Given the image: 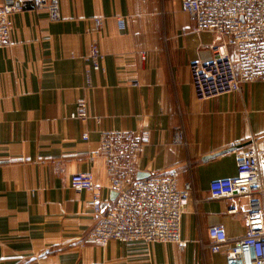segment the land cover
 Listing matches in <instances>:
<instances>
[{"label":"crops","instance_id":"0c3cea01","mask_svg":"<svg viewBox=\"0 0 264 264\" xmlns=\"http://www.w3.org/2000/svg\"><path fill=\"white\" fill-rule=\"evenodd\" d=\"M21 4L11 44L0 49V264L249 261L251 252L237 243L212 253L210 227L223 226L235 240L246 226L227 201L210 198V184L236 177L247 141L264 138V84L198 100L190 66L213 59L214 36L195 32L180 0H60L59 21L31 0ZM93 45L103 56L98 67L89 61ZM80 99L86 118L77 117ZM105 133L146 136L136 174L174 173L179 187L194 188L182 219L184 247L90 238L92 195L76 191L71 177L91 173L104 208L113 205L99 155Z\"/></svg>","mask_w":264,"mask_h":264},{"label":"built area","instance_id":"2783aa9c","mask_svg":"<svg viewBox=\"0 0 264 264\" xmlns=\"http://www.w3.org/2000/svg\"><path fill=\"white\" fill-rule=\"evenodd\" d=\"M182 11L196 22L195 32L214 36L209 46L210 62L191 64V84L200 101L241 93L248 84H264V0H180ZM34 10L45 12L51 21L61 20L60 0H31ZM21 0H0V49L11 44L12 16L23 11ZM101 19L96 23L101 26ZM103 60L95 45L89 61L98 67ZM88 84L90 81L88 79ZM78 118L87 117L85 99L77 101ZM86 138V136H85ZM176 140L184 142V133L176 129ZM147 137L130 133H105L99 155L108 164L109 186L117 193L111 207L104 208L102 187L91 173L72 175L76 191L92 195L96 225L90 238L101 245L121 243H173L184 247L182 219L194 188L179 187L174 173L138 179L134 163ZM238 165L237 175L210 184V198L225 200L231 215L242 214L246 226L243 237L231 240L221 225L208 230L212 253L240 244L251 252L245 264H264V138L252 137ZM122 163H125L122 166Z\"/></svg>","mask_w":264,"mask_h":264},{"label":"water","instance_id":"95a60500","mask_svg":"<svg viewBox=\"0 0 264 264\" xmlns=\"http://www.w3.org/2000/svg\"><path fill=\"white\" fill-rule=\"evenodd\" d=\"M150 175L149 174H147V173H139L138 175H137V178L138 179H145V178H148ZM116 197H117V193H115V192H113V194H112V199H116Z\"/></svg>","mask_w":264,"mask_h":264}]
</instances>
